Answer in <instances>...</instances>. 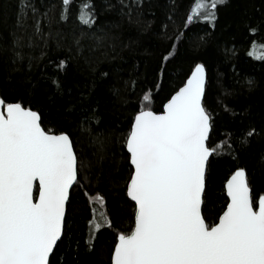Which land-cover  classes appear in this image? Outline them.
Masks as SVG:
<instances>
[{"label": "trees", "instance_id": "16d2710c", "mask_svg": "<svg viewBox=\"0 0 264 264\" xmlns=\"http://www.w3.org/2000/svg\"><path fill=\"white\" fill-rule=\"evenodd\" d=\"M192 2L0 0V95L40 106L43 126L67 131L82 165L50 264H110L115 233L129 230L132 217L121 144L132 109L143 103L160 110L196 62L206 66L203 103L212 119L210 143L219 145L210 173L209 222L226 197L222 181L235 166L246 169L252 193L264 192V59L248 55L253 40L257 51L264 44V0H225L216 21L187 23ZM88 4L96 18L85 25L77 17L87 14L82 9ZM168 51L173 55L164 61ZM61 59L67 65L57 71ZM57 75L61 90L49 79ZM92 111L96 118L86 119ZM97 135L101 143L94 142ZM97 195L104 198L102 208ZM93 207L108 215L112 227L90 236Z\"/></svg>", "mask_w": 264, "mask_h": 264}, {"label": "snow or ice", "instance_id": "6c2138e0", "mask_svg": "<svg viewBox=\"0 0 264 264\" xmlns=\"http://www.w3.org/2000/svg\"><path fill=\"white\" fill-rule=\"evenodd\" d=\"M69 3L62 0L63 5ZM224 3L193 0L186 22L212 23ZM82 11L87 14L77 18L90 25L96 18L93 6ZM61 19H66L64 13ZM249 30L258 31L252 26ZM252 45L248 55L264 59V44L259 51L256 40ZM172 55L166 52L163 60ZM15 57L21 58V53ZM66 65L61 59L57 71ZM185 77L160 110L143 103L132 109L121 137L129 166L124 190L133 202L132 217L129 230L115 233L110 264H264V192L252 193L244 167L229 170L221 185L224 201L211 222L206 215L212 160L219 145L210 143L212 119L202 99L205 64L196 62ZM49 79L61 90L58 75ZM150 99V92H143L142 100ZM44 115L31 99L0 95V264H50V253L64 234L66 204L82 165L71 135L58 126H43ZM95 118L92 111L86 119ZM93 140L101 143L102 137ZM95 199L102 208L104 198ZM92 212L90 236L112 227L103 211L93 207Z\"/></svg>", "mask_w": 264, "mask_h": 264}, {"label": "water", "instance_id": "95a60500", "mask_svg": "<svg viewBox=\"0 0 264 264\" xmlns=\"http://www.w3.org/2000/svg\"><path fill=\"white\" fill-rule=\"evenodd\" d=\"M203 99V98H202ZM75 184V183H74ZM35 185H38V181H35L34 182V192H35V195H37L38 196V188H37V190L35 191ZM73 187V186H72ZM71 190V189H70ZM225 195H226V193H225ZM52 253H50V255H51Z\"/></svg>", "mask_w": 264, "mask_h": 264}]
</instances>
